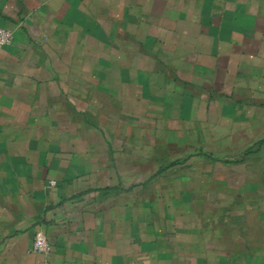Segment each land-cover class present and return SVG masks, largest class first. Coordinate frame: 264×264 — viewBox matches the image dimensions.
Here are the masks:
<instances>
[{
    "label": "crops",
    "instance_id": "crops-1",
    "mask_svg": "<svg viewBox=\"0 0 264 264\" xmlns=\"http://www.w3.org/2000/svg\"><path fill=\"white\" fill-rule=\"evenodd\" d=\"M0 27V264L40 231L51 264H193L169 160L264 199V0H0Z\"/></svg>",
    "mask_w": 264,
    "mask_h": 264
},
{
    "label": "rangeland",
    "instance_id": "rangeland-1",
    "mask_svg": "<svg viewBox=\"0 0 264 264\" xmlns=\"http://www.w3.org/2000/svg\"><path fill=\"white\" fill-rule=\"evenodd\" d=\"M198 159L169 160L161 167L184 168L173 171L168 183H182L183 178L186 229L197 236L185 241V247L195 250L189 260L193 264H264V199L255 192L239 197L240 192L228 190L223 180L204 174L218 159Z\"/></svg>",
    "mask_w": 264,
    "mask_h": 264
},
{
    "label": "built area",
    "instance_id": "built-area-1",
    "mask_svg": "<svg viewBox=\"0 0 264 264\" xmlns=\"http://www.w3.org/2000/svg\"><path fill=\"white\" fill-rule=\"evenodd\" d=\"M14 34L12 30L0 27V48H7L13 45ZM56 181H52L51 185L55 186ZM52 248L51 244L44 232H37L34 237L33 252L43 257L42 264H51L48 260Z\"/></svg>",
    "mask_w": 264,
    "mask_h": 264
}]
</instances>
